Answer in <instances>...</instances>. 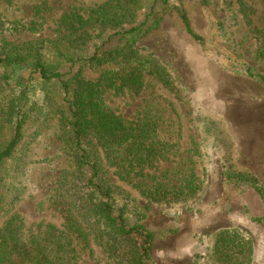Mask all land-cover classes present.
<instances>
[{"label": "rangeland", "instance_id": "rangeland-1", "mask_svg": "<svg viewBox=\"0 0 264 264\" xmlns=\"http://www.w3.org/2000/svg\"><path fill=\"white\" fill-rule=\"evenodd\" d=\"M107 1L0 0V46L43 40L50 48L46 57L52 60L49 42L65 33L59 25L61 16L75 10L88 17L92 9ZM243 1L247 5L243 10L241 0H208L206 4L200 0L159 1L146 25L150 27L136 36L134 48L166 70L174 89L146 74L139 89L107 88L101 95L104 104L125 122H135L144 108L156 107L162 112L160 124L174 126L170 131V139L178 143L174 161L157 162L143 178H119L98 149L104 164L102 179L116 193L117 198L112 195L116 209L125 205L128 218L133 222L138 218L144 230L153 233L149 250L153 264H218L212 248L221 231H239L251 241V262L242 259V264H264V201L250 188L227 187L222 178V159L227 153L222 144L232 141L237 156L234 160L229 156L230 162L256 176L264 196V87L242 71L246 65L264 75V2ZM150 4L151 0L144 1L133 12L134 22L116 30L142 23ZM180 10L201 41L187 33ZM92 28L83 47L88 56L116 31ZM128 36L111 37L104 49L121 45ZM101 71L100 67H85L83 75L95 77ZM0 89L1 107L15 90L7 85ZM61 109L58 86H33L25 109L22 140L11 158L0 164L1 203L17 212L27 225L61 226L63 205L58 202L73 191L58 183L60 173L72 164L70 151L65 148ZM9 134L10 130L6 133L3 128L0 148ZM190 172L201 182L187 200L152 202L140 194L138 185H154L161 173L179 184L181 175ZM75 191L77 196L85 195L84 189ZM60 192L62 195L55 200ZM257 217H263V221H256ZM83 224L92 235L98 234L94 219L84 220ZM142 241L134 235L109 254L92 237V254L81 252L78 264H132L129 247Z\"/></svg>", "mask_w": 264, "mask_h": 264}, {"label": "trees", "instance_id": "trees-1", "mask_svg": "<svg viewBox=\"0 0 264 264\" xmlns=\"http://www.w3.org/2000/svg\"><path fill=\"white\" fill-rule=\"evenodd\" d=\"M144 1L147 0H108L92 9L88 17L75 10L63 14L59 25L65 33L60 39L49 42L54 53L52 60L46 57L49 46L43 40L20 44L8 42L0 46V88L7 85L15 90L0 107V135L3 128L6 133L10 130L0 148V164L11 158L22 140L31 88L43 84L58 86L65 148L72 157L71 167L60 173L58 183L60 187L73 190L58 202L63 205L61 226L27 225L17 212L2 205L0 194V264H78L81 252L87 250L92 254V237L113 254L134 235L143 238V243L130 245L131 263L153 264L149 253L153 233L145 231L138 218H134V222L128 218L125 205L116 209L112 195L117 196L102 179L104 164L99 156L102 151L103 160L115 168L117 176L128 179L148 176L147 170L151 166L159 161H174L178 151V143L170 139L174 126L160 124L161 110L146 107L135 122H125L104 104L101 96L107 88L139 89L144 85L146 74L174 89L166 70L134 48L136 36H141L150 27L146 25L156 3L167 0H151L150 12L142 23L116 30L134 22L133 12ZM240 6L243 10L247 5L241 0ZM179 14L187 33L201 41L202 38L192 32L186 14L181 10ZM92 26L94 30L103 31L108 27L116 31L88 56L83 47L92 34ZM126 35L129 36L121 45L104 49L111 37L122 39ZM85 67H100L102 71L88 78L83 75ZM242 71L264 87L263 74L255 73L246 65ZM179 134L177 129V138ZM222 148L227 152L222 159V178L226 186L235 190L250 188L264 201L257 177L230 162L229 156L232 159L237 156L234 143L226 141ZM157 178L154 185H138L140 194L152 202L187 200L198 191L201 182L194 172L182 174L179 184L172 183L163 173ZM76 188L84 189L85 195L77 196ZM60 194L57 193L55 200ZM3 217L6 218L2 220ZM87 219H94L98 229L96 236L83 224ZM255 220L263 221V217ZM252 252L251 241L239 231H221L215 236L212 254L218 264H242V259L251 262Z\"/></svg>", "mask_w": 264, "mask_h": 264}]
</instances>
